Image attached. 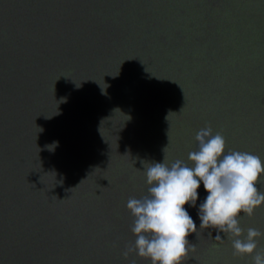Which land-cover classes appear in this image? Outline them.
<instances>
[{"label": "water", "instance_id": "obj_1", "mask_svg": "<svg viewBox=\"0 0 264 264\" xmlns=\"http://www.w3.org/2000/svg\"><path fill=\"white\" fill-rule=\"evenodd\" d=\"M205 125L264 161V0H0V264H130L128 199ZM206 196L182 264H251L199 229Z\"/></svg>", "mask_w": 264, "mask_h": 264}, {"label": "clouds", "instance_id": "obj_2", "mask_svg": "<svg viewBox=\"0 0 264 264\" xmlns=\"http://www.w3.org/2000/svg\"><path fill=\"white\" fill-rule=\"evenodd\" d=\"M195 140L198 150L188 154L191 166L180 159L169 164L164 158L144 170L147 194L130 197L126 203L133 217L130 230L135 239L125 246L124 259L136 264L130 259L134 254L150 264H182L189 251H195L187 238L197 234V225L185 206L196 205L202 182L207 196L198 208L199 229L216 230L215 240L225 234L234 257H249L251 264H264V249L257 243L264 232L248 227L245 235L240 226L241 219L251 218L264 206V191L257 187L264 176V161L249 152L225 153L223 134H213L210 125L200 128Z\"/></svg>", "mask_w": 264, "mask_h": 264}]
</instances>
